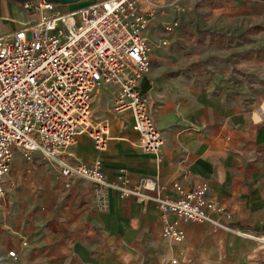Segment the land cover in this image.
Masks as SVG:
<instances>
[{
  "label": "crops",
  "instance_id": "0c3cea01",
  "mask_svg": "<svg viewBox=\"0 0 264 264\" xmlns=\"http://www.w3.org/2000/svg\"><path fill=\"white\" fill-rule=\"evenodd\" d=\"M141 8L157 18L145 30L150 69L137 89L164 145L145 152L132 110L115 109L118 83L101 82L93 105L108 125L107 146L81 133L64 157L100 160L106 184L50 174L31 187L42 194L36 209L18 207L20 197L8 190L0 200V264H171L172 257L177 264H264V241L229 238L199 222L179 221L187 242L164 237L158 192L143 190L150 197L142 200L116 186L121 168L131 188L144 178L167 191L175 181L186 189L206 183V199L226 210L215 215L221 223L264 235V0H150ZM20 13L0 0V36L26 24L23 13L15 20ZM173 21L178 26L166 31ZM25 161L16 154L12 165L29 172Z\"/></svg>",
  "mask_w": 264,
  "mask_h": 264
},
{
  "label": "built area",
  "instance_id": "2783aa9c",
  "mask_svg": "<svg viewBox=\"0 0 264 264\" xmlns=\"http://www.w3.org/2000/svg\"><path fill=\"white\" fill-rule=\"evenodd\" d=\"M145 1L150 0H98L73 10L48 0L12 1L29 18L24 26L0 36V200L16 154L26 160L40 154L62 176L106 184L100 160L71 164L64 157L81 133L98 148L107 146L108 125L96 119L93 105L103 81L118 83L115 109L132 110L140 147L148 153L162 148L164 137L137 89L138 80L150 69L145 30L157 18L156 10H142ZM178 24L168 23L165 30ZM116 186L122 196L134 194L142 200L150 197L143 190L157 191L153 198L162 235L176 242L189 240L180 220L202 223L208 231L223 229L229 238L264 241V235L221 223L215 215L226 210L206 199V183L186 189L175 181L167 191V185L144 178L131 188L121 168ZM169 262L178 260L172 257Z\"/></svg>",
  "mask_w": 264,
  "mask_h": 264
},
{
  "label": "rangeland",
  "instance_id": "374dc122",
  "mask_svg": "<svg viewBox=\"0 0 264 264\" xmlns=\"http://www.w3.org/2000/svg\"><path fill=\"white\" fill-rule=\"evenodd\" d=\"M6 1H9V0H6ZM11 1H13V0H11ZM85 2H87V0H81L79 2L71 3V4L60 3V5L63 6V8L65 10H73V9L80 7ZM65 6H67V7H65ZM19 18H22V13L15 16L16 21H19ZM27 18H29V17H27ZM40 156H41L40 154H35L33 156L32 160H26L25 159L26 160L25 163H27V167L29 168V172L26 170V168H21L19 166L20 165L19 163H16V164L12 165L11 171L7 176L8 180L6 181L5 195L8 194L7 193L8 190L11 193H13V192L17 193V195L20 197V199L17 202V204H18L17 206L22 208V209L39 208L42 194L33 192L34 189H32L31 187L34 185H38V184L42 185V184L48 183V177L47 176H49L50 174L54 175L55 173H59L58 170H56L55 168L52 167V164L50 163V161L48 159H47L48 163H46V165L42 166V165L36 164L35 159L37 157H40ZM14 159H15V156H14ZM16 186H19V188H17ZM36 197H39V198H36ZM28 198H30V199H28ZM52 206L53 205L51 204L49 207H52ZM10 211H12V210H10ZM5 212H7L6 209H5ZM1 216H2V212L0 209V217Z\"/></svg>",
  "mask_w": 264,
  "mask_h": 264
},
{
  "label": "water",
  "instance_id": "95a60500",
  "mask_svg": "<svg viewBox=\"0 0 264 264\" xmlns=\"http://www.w3.org/2000/svg\"><path fill=\"white\" fill-rule=\"evenodd\" d=\"M13 1L23 2V1H26V0H13ZM48 1L56 2V3H62V4H71V3L79 2L81 0H48Z\"/></svg>",
  "mask_w": 264,
  "mask_h": 264
}]
</instances>
